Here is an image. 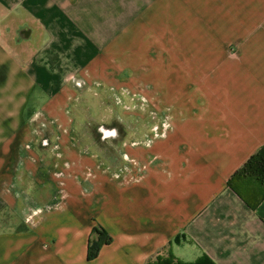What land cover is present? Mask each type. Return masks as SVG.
Wrapping results in <instances>:
<instances>
[{"label": "crops", "instance_id": "crops-1", "mask_svg": "<svg viewBox=\"0 0 264 264\" xmlns=\"http://www.w3.org/2000/svg\"><path fill=\"white\" fill-rule=\"evenodd\" d=\"M116 73L159 118L122 165L37 145V118L68 124L73 77L106 93ZM263 146L264 0H0V215L27 216L0 264H264V201L228 187ZM97 226L113 242L89 260Z\"/></svg>", "mask_w": 264, "mask_h": 264}, {"label": "rangeland", "instance_id": "rangeland-1", "mask_svg": "<svg viewBox=\"0 0 264 264\" xmlns=\"http://www.w3.org/2000/svg\"><path fill=\"white\" fill-rule=\"evenodd\" d=\"M95 81V80H94ZM100 80L92 84L100 85ZM97 85V86H98ZM99 88L90 89L86 94L80 95L79 92L75 93L73 97V107L67 110L68 124L64 125L60 121L55 120L52 131L69 135V133L81 134V140L75 142L66 141L56 138L55 141L51 140V146L47 150L57 154L59 150H63L68 144L81 145L83 149L88 150L92 147L91 140L87 137L88 131L92 128L86 120L89 116L95 117L98 121H104L110 124L113 119L123 120L132 124L136 122L138 126L134 125L132 130L140 132H152L159 123V120H154L155 111L153 105H149L146 95L139 91L138 85L130 83L125 80L121 73H116L113 76V82L108 85L106 93ZM113 102L112 106L110 102ZM146 102V103H145ZM114 111V113H113ZM111 115L113 118L111 119ZM137 132V131H134ZM87 135V136H86ZM40 142H37V145ZM72 148V146H71ZM93 148V147H92ZM57 158V157H56ZM58 159V158H57ZM64 160V158H60ZM58 166V164L56 165ZM56 176V175H55ZM56 179V177H53ZM23 192V190L21 189ZM25 205L20 204L18 210L8 209L0 215V229L2 230H18L25 227Z\"/></svg>", "mask_w": 264, "mask_h": 264}, {"label": "trees", "instance_id": "trees-1", "mask_svg": "<svg viewBox=\"0 0 264 264\" xmlns=\"http://www.w3.org/2000/svg\"><path fill=\"white\" fill-rule=\"evenodd\" d=\"M228 187L239 196L252 210H255L264 201V146L255 153L229 180ZM113 238L97 226L93 229L88 259L98 257L105 245H110ZM150 264H187L170 254L168 257H159ZM193 264H215L208 257H203Z\"/></svg>", "mask_w": 264, "mask_h": 264}, {"label": "flooded vegetation", "instance_id": "flooded-vegetation-1", "mask_svg": "<svg viewBox=\"0 0 264 264\" xmlns=\"http://www.w3.org/2000/svg\"><path fill=\"white\" fill-rule=\"evenodd\" d=\"M79 92V91H78ZM86 92V91H85ZM79 92L80 95H84ZM112 109H113V102H110ZM114 113V111H113ZM111 119L113 115H111ZM44 118V117H43ZM43 118L40 121L38 118L36 119L39 122L35 125V132L40 133L42 137L39 147L41 149H47L51 146V135L53 134L52 126L54 125L53 122H43ZM154 120H159L158 116L155 115ZM91 126L92 128L88 131V138L91 140V145L96 150L100 151L107 159L111 157V163L114 165H122L124 163L126 153L125 149L127 148L126 140L129 134H139L140 131L132 130L134 125L138 126L136 122L130 124L129 122H125L123 120H118V118L113 119L110 124L104 121H98L95 117L89 116L86 120V125ZM103 126L107 130H111V128H116L118 130V136L113 138L109 137L108 139H102V134L98 131V129ZM137 131V132H134ZM156 128L152 131L156 133Z\"/></svg>", "mask_w": 264, "mask_h": 264}, {"label": "water", "instance_id": "water-1", "mask_svg": "<svg viewBox=\"0 0 264 264\" xmlns=\"http://www.w3.org/2000/svg\"><path fill=\"white\" fill-rule=\"evenodd\" d=\"M72 83L74 88L79 91L81 94H83L87 90V84L84 80L78 77H73Z\"/></svg>", "mask_w": 264, "mask_h": 264}, {"label": "clouds", "instance_id": "clouds-1", "mask_svg": "<svg viewBox=\"0 0 264 264\" xmlns=\"http://www.w3.org/2000/svg\"><path fill=\"white\" fill-rule=\"evenodd\" d=\"M167 127V125H165ZM98 131L102 134V139H108L109 137H117L118 130L116 128H111V130L105 129V127L101 126Z\"/></svg>", "mask_w": 264, "mask_h": 264}]
</instances>
